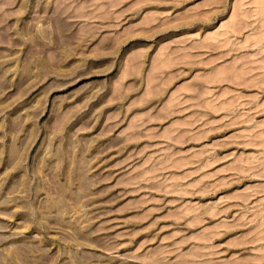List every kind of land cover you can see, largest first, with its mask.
<instances>
[{
	"label": "rangeland",
	"instance_id": "rangeland-1",
	"mask_svg": "<svg viewBox=\"0 0 264 264\" xmlns=\"http://www.w3.org/2000/svg\"><path fill=\"white\" fill-rule=\"evenodd\" d=\"M116 1L0 0V264H264V0Z\"/></svg>",
	"mask_w": 264,
	"mask_h": 264
},
{
	"label": "bare ground",
	"instance_id": "bare-ground-1",
	"mask_svg": "<svg viewBox=\"0 0 264 264\" xmlns=\"http://www.w3.org/2000/svg\"><path fill=\"white\" fill-rule=\"evenodd\" d=\"M116 1V0H115ZM117 1H120V0H117ZM116 1V2H117ZM147 1V0H146ZM149 1V0H148ZM111 3V2H110ZM113 3V2H112ZM107 4V3H106ZM115 3H113V5H114ZM118 4H119V2H118ZM129 9H130V7H129ZM136 9V8H135ZM138 10V9H137ZM80 15V14H79ZM89 16V15H88ZM107 16V15H106ZM92 34V33H91ZM93 35V34H92ZM91 36V35H90ZM261 43V42H260ZM262 44V43H261ZM110 47V46H109ZM176 77V76H175ZM200 86L201 85H199V88H200ZM194 87V86H193ZM203 91H201V93H202ZM198 95V94H197ZM197 95H195V96H197Z\"/></svg>",
	"mask_w": 264,
	"mask_h": 264
}]
</instances>
